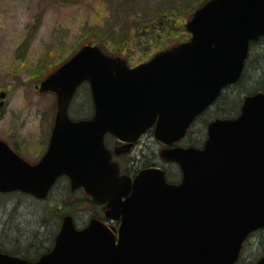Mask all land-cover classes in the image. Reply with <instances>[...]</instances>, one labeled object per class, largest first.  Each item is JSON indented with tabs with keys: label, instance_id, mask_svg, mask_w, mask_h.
<instances>
[{
	"label": "water",
	"instance_id": "obj_1",
	"mask_svg": "<svg viewBox=\"0 0 264 264\" xmlns=\"http://www.w3.org/2000/svg\"><path fill=\"white\" fill-rule=\"evenodd\" d=\"M192 37L130 67L96 45H84L38 86L57 96L47 153L31 164L0 140V192L46 199L61 176L84 188L120 222L117 234L99 219L77 229L64 217L52 251L28 261L0 251V264H235L248 236L264 228V93L246 97L237 118L217 119L203 148L174 147L196 118L237 83L250 42L264 35V0H209L188 21ZM89 83L90 119L69 107ZM6 92L0 93V108ZM154 129L177 163L179 184L159 168L120 174L105 145L110 133L127 143ZM256 264H264L262 257Z\"/></svg>",
	"mask_w": 264,
	"mask_h": 264
},
{
	"label": "rangeland",
	"instance_id": "obj_2",
	"mask_svg": "<svg viewBox=\"0 0 264 264\" xmlns=\"http://www.w3.org/2000/svg\"><path fill=\"white\" fill-rule=\"evenodd\" d=\"M205 1L0 0V92H6L0 110V139L26 160L39 161L47 149L57 111L56 95L39 92L44 78L85 44L103 47L106 54L121 56L130 66L146 62L157 53L190 40L187 22ZM172 11L176 15L169 22H150L151 27H144L143 21L159 22L163 13ZM262 85L264 40L252 49L243 80L227 89L217 104L222 108L214 106L202 115L182 145L201 147L207 138L208 125L215 119L235 118L247 96L264 91L259 90ZM69 113L77 120L93 116L88 85L80 88ZM152 145L150 150L144 146L145 152L155 150L152 154L159 155L158 147ZM164 167L168 180L175 183L180 176L178 167L167 164ZM90 204L83 190H70L67 180L61 181L45 201L19 193L0 194V246L12 250L21 233L29 237L40 232V246L46 247L42 249L45 252L53 247L65 215H72L79 228L88 223L96 212ZM41 215L49 223H41ZM5 237L6 243L1 241ZM262 256L264 229L248 240L237 264H255Z\"/></svg>",
	"mask_w": 264,
	"mask_h": 264
},
{
	"label": "flooded vegetation",
	"instance_id": "obj_3",
	"mask_svg": "<svg viewBox=\"0 0 264 264\" xmlns=\"http://www.w3.org/2000/svg\"><path fill=\"white\" fill-rule=\"evenodd\" d=\"M263 40H264V36H261L257 40L252 41L250 44L251 49L256 47L259 44H262ZM151 134L152 132L145 134L143 137H141V139H139L136 143H133V144L121 143L111 135H109L106 138V145L112 151L114 160L120 164L122 174L135 177L141 170L149 168V167H158V168L164 169L165 168L164 166L166 164L177 166V164L175 163L166 162L161 157L160 153H161V150L164 148V146L161 145L160 143H157L156 141L151 142V140H153L150 137ZM152 143L158 147L159 155H156V154L154 155V153L152 154V151L154 152L155 150H152L150 152H145L146 150L144 146H148V149L150 150L153 147ZM138 149H140L139 150L140 153L137 152ZM132 153H135V154L131 155ZM156 156H158V158ZM127 161L130 162L129 165L128 163H126ZM178 170H179V175H180L178 182H180L182 179V172L179 167H178ZM90 203H91L90 205L92 206V208L96 211L93 213V216L91 219L100 218L103 220L105 208L102 206H97L93 204L92 202ZM106 222L114 229H116L118 226L117 222H114V221H106Z\"/></svg>",
	"mask_w": 264,
	"mask_h": 264
},
{
	"label": "trees",
	"instance_id": "obj_4",
	"mask_svg": "<svg viewBox=\"0 0 264 264\" xmlns=\"http://www.w3.org/2000/svg\"><path fill=\"white\" fill-rule=\"evenodd\" d=\"M176 14H175V12H165V13H163L160 17V21L159 22H157V19H150L149 21H143V23H144V27H148L147 25H149V27H151V24H149L150 22H153V23H155V24H159L160 22H162V21H170V18L172 17V16H175ZM168 21V22H169ZM141 23H142V21H141ZM167 23V22H166ZM140 27V26H139ZM141 27H142V25H141ZM137 28H138V26H137ZM140 30V29H139ZM141 33H142V31H141ZM138 34H140V32H138L137 33V35ZM87 43H91L90 41H86ZM102 49L105 51V49L102 47ZM264 90V86L262 85V88H260L259 90ZM219 109L220 108H222L221 106H219L218 107ZM152 141V140H151ZM126 163H128V165H129V163L130 162H126ZM55 212V211H54ZM54 212H53V214H54ZM55 214H56V212H55ZM42 216V215H41ZM41 223H43V224H47V223H49L48 221H49V219L45 216L44 218H43V216L40 218V220H39ZM27 234V233H26ZM41 236L42 235H40V232H35V233H32V234H29V237H26V236H24V234H22L21 233V238H16L18 241H17V245H16V248H12V250H7V248H4V247H1L0 246V250L1 251H3V252H6V253H9V254H12V255H16V256H21L22 258H26V259H28V260H36L39 256H41L42 254H44V253H46L47 251H49L50 250V248H47L46 249V251L45 252H42V249H45L46 247H43V246H40L41 245V243H42V241H40V238H41ZM1 241H4V243H6L7 241H8V239L6 240V237L4 238V239H2ZM30 241V242H29ZM26 244L27 243V245H26V247L25 246H23L22 248H21V246H22V244ZM3 245V244H2ZM5 245V244H4ZM8 245V244H7ZM7 247V246H6ZM43 247V248H42ZM23 249V250H22ZM34 252V253H33ZM36 256V257H35Z\"/></svg>",
	"mask_w": 264,
	"mask_h": 264
}]
</instances>
